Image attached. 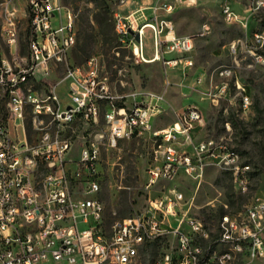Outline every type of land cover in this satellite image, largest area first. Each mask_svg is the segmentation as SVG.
Returning a JSON list of instances; mask_svg holds the SVG:
<instances>
[{"label": "built area", "instance_id": "obj_1", "mask_svg": "<svg viewBox=\"0 0 264 264\" xmlns=\"http://www.w3.org/2000/svg\"><path fill=\"white\" fill-rule=\"evenodd\" d=\"M29 2L31 37L34 55L0 58V87L7 98L5 109L14 129L0 122V264H135L142 248L156 238L168 242L160 264H236L264 253V195L244 208L245 217L236 218V226L220 229L228 222V204L214 235L205 218L195 213L194 200L175 182L185 176L201 185L209 166L230 174L237 188L250 191L249 162L243 156H231L236 147L220 139H197L194 132L203 125L202 110L188 105L176 111L168 125L155 126L168 110L164 92H148L128 103L115 94L102 75V56L92 55L67 68L64 78L67 98L58 85L48 92H37L34 84L47 74L51 62L67 60L75 41L70 28L75 19L64 0H0L4 8L2 29L10 52L17 49L19 30L16 12L21 3ZM201 0H156L116 15L115 34L119 44L128 48L136 63L160 61L165 88L175 84L172 71L186 77L195 68L192 35H178L172 17L178 5L195 6ZM259 1L248 0L246 13H232V6H222L223 18L247 30L251 18L263 8ZM153 32L154 51L145 49V32ZM209 22L202 24V35L211 32ZM250 67L264 65V28L246 31ZM234 62L222 64L219 78L223 85H212L202 92L212 103L226 98L233 86L247 107V91L234 80L238 41L229 44ZM21 61H28L21 64ZM176 82L183 84V79ZM207 78L206 71L193 78L199 87ZM30 117L33 131L39 136L31 141L25 125ZM103 118L106 129L90 140L76 142L60 136L61 128L80 123L97 125ZM227 128L228 122L226 123ZM149 135L157 143L160 155L147 169L146 206L111 224L104 220V203L97 166L104 141L111 147L125 138ZM79 184L76 188L73 184ZM224 244L225 253L211 252V245ZM226 244L239 245V253H227Z\"/></svg>", "mask_w": 264, "mask_h": 264}, {"label": "rangeland", "instance_id": "obj_2", "mask_svg": "<svg viewBox=\"0 0 264 264\" xmlns=\"http://www.w3.org/2000/svg\"><path fill=\"white\" fill-rule=\"evenodd\" d=\"M155 1L104 0L109 7V14L112 16L114 25L116 15H125L139 6L153 4ZM16 2L21 3V8L16 12L19 39L14 53L10 52L9 45L2 34L6 16L0 4V58L7 56L10 60H13L14 56L19 58L30 55L29 14L23 1ZM64 2L75 14L78 40L71 48L65 62H51L44 78L34 84L36 91L48 93L53 86L58 85L61 96L67 98L64 82L67 68L83 65L88 57L100 55L103 64L102 75L108 78L110 88L115 94L123 95L122 100L130 103L136 97L139 98L148 92L163 91L171 109L188 105L198 106L203 113V125L196 128V138L224 139L234 144L244 161L251 164L250 191L242 193L235 185L232 176L216 166L207 168L199 187L195 180L185 176L178 177L175 182L185 192L187 198L194 200V212L205 218L214 235H218V223L224 203L228 204V210L233 215L245 217L244 208L257 197L262 199L264 195V65L250 67L249 64L252 61L250 53L245 48L240 49L241 45L238 44V64L236 63V74L233 79L239 80L252 97V104L247 110L243 109L235 86L231 88L226 98L220 99L216 104L205 97L202 91L219 81V78L215 76V69L218 66L234 62L233 49L229 48V44L243 38L246 31L249 32L251 28H264V7L251 18L247 30L237 23L226 22L222 14V6L228 3L236 13L245 14L248 0H201L195 6L181 7L175 14L178 32L194 36L195 48L192 53L198 65L204 66L207 78L201 86L196 88L192 86V79L203 72V69H199L197 74L183 79L182 85L176 83L181 80L174 78L175 84L165 88L161 62L136 63L130 50L121 46L117 38L113 40L115 27L109 40L118 44L117 48H112L110 51L104 48L105 38L97 36L98 25L94 19L97 9L93 1L64 0ZM204 22H209L212 30L202 35L200 33ZM145 49L147 55L152 57L154 44L153 32L150 28H146L145 32ZM27 62L21 61V64ZM173 73L174 71L171 72ZM6 98L7 95L0 87V122L12 131L14 124L7 118L4 104ZM172 121V116L168 112L157 122L155 120V126H166ZM234 121H237V124H234ZM227 122L229 129L226 126ZM30 123L28 116L25 120L26 130L30 140L35 141L39 135L33 131L32 125L30 128ZM105 129L106 124L101 117L97 125L80 123L74 127H63L60 136L81 142V140L94 138L98 132ZM157 150V143L149 135L122 139L114 147L108 145L106 141L101 145V157L97 166L100 190L97 197L104 203V220L108 225L122 218L121 211L125 210V200H128V204L132 207L131 214L146 206L147 169L156 161V157H159L160 153ZM78 186L81 185L73 184L74 188ZM156 241L159 242V246L155 254L146 259L141 258V261L138 260L135 264L160 262V256L168 248V242H163V239H156ZM221 249L222 246L216 247L217 252ZM236 263L235 258L230 264ZM248 264H264V253L249 259Z\"/></svg>", "mask_w": 264, "mask_h": 264}, {"label": "bare ground", "instance_id": "obj_3", "mask_svg": "<svg viewBox=\"0 0 264 264\" xmlns=\"http://www.w3.org/2000/svg\"><path fill=\"white\" fill-rule=\"evenodd\" d=\"M23 2L25 4L24 5L25 8H27V10H29V2L28 1H23ZM263 7H264V0H261V1H259V8H263ZM232 13H236L233 8H232ZM69 14L71 17H73L75 19V14H74V12L70 6H69ZM70 35H71V38L74 39L75 45H76V43H77V32H76V24L75 23H74V26L70 28ZM238 44L241 45L240 49L245 48V50L247 51V36L245 35L243 38H239ZM29 49H30V55H34V52H35L34 43H29ZM76 69H83V65L76 66ZM217 72H221V65L215 69V76H217L219 78V73H217ZM216 85H223V78H219V81L216 83ZM251 104H252V97L247 93V107H250ZM241 105H242L243 109L246 110L245 105H244V101H241ZM220 141L221 142H227L224 139H220ZM230 155L231 156H240V153L235 147H233V148H230ZM249 172H250V166H248V175H249ZM236 218H240V216H238L237 214L233 215L228 210V222H220V229H228V227H235L236 226ZM156 239H163V238H156ZM217 246H222V249L220 252L216 251ZM226 251H227V253H239V245L226 244ZM211 252L225 253V245L224 244L211 245ZM235 258L236 257H229L228 258V264H230ZM158 264H160V262Z\"/></svg>", "mask_w": 264, "mask_h": 264}, {"label": "trees", "instance_id": "obj_4", "mask_svg": "<svg viewBox=\"0 0 264 264\" xmlns=\"http://www.w3.org/2000/svg\"><path fill=\"white\" fill-rule=\"evenodd\" d=\"M91 1L94 2L95 7L97 9L96 13L94 14L95 17L94 19L98 25L97 36L100 35L101 37L105 38V43L103 44V46L107 51H110L112 48H117L118 44L111 42L109 40V37H112L114 22H112V16L109 14V7L107 3L104 2V0H91ZM114 38H117L116 34L113 36V40ZM77 40H78V36H77ZM231 118L233 119V117ZM234 124H237V121H234ZM30 128H31V123H30ZM131 213H132V207L131 205L128 204V200H125V210L121 211V216L123 218L130 215ZM222 213L220 214V216L222 215ZM158 246H159L158 241L147 243L140 252L139 262L141 261V258L146 259L147 257H151L153 254H155Z\"/></svg>", "mask_w": 264, "mask_h": 264}, {"label": "crops", "instance_id": "obj_5", "mask_svg": "<svg viewBox=\"0 0 264 264\" xmlns=\"http://www.w3.org/2000/svg\"><path fill=\"white\" fill-rule=\"evenodd\" d=\"M185 6H187V5H185ZM181 7H184V5L182 4V5H178V7H177V9H176V11L174 12V14L172 15V17H173V19H174V22H175V28H176V33L178 34V35H187V34H180L179 32H178V28H177V24H176V18H175V14H176V12L181 8ZM231 53V52H230ZM193 54V53H192ZM233 56V55H232ZM194 58H195V55H194ZM195 61H196V58H195ZM199 69H203V71H205L204 70V66H202V65H198V63H197V61H196V66H195V68H193L192 70H190L189 71V73H188V75L186 76V77H184L183 76V72L182 71H180V70H175L174 71V73H173V76H174V78H175V80H181L183 77H184V79H188V77L190 76H193V75H195V74H197V70H199ZM192 71V72H191ZM193 80V79H192ZM184 108V107H183ZM182 107H180V108H175V109H171L170 107H168V110H167V114H168V112L170 113V115L172 116V119L174 120L175 119V116H176V114H175V112L176 111H181L182 109H183ZM166 115V114H165ZM196 133H197V131L195 130V135H196Z\"/></svg>", "mask_w": 264, "mask_h": 264}]
</instances>
